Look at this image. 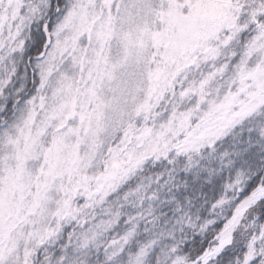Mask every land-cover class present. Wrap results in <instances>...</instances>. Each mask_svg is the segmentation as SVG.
<instances>
[{
  "label": "snow or ice",
  "instance_id": "6c2138e0",
  "mask_svg": "<svg viewBox=\"0 0 264 264\" xmlns=\"http://www.w3.org/2000/svg\"><path fill=\"white\" fill-rule=\"evenodd\" d=\"M0 264H264V0H0Z\"/></svg>",
  "mask_w": 264,
  "mask_h": 264
}]
</instances>
